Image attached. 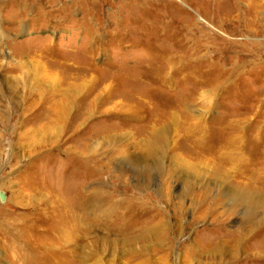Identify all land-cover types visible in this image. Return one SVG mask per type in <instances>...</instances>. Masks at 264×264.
I'll return each mask as SVG.
<instances>
[{
    "label": "rangeland",
    "instance_id": "1",
    "mask_svg": "<svg viewBox=\"0 0 264 264\" xmlns=\"http://www.w3.org/2000/svg\"><path fill=\"white\" fill-rule=\"evenodd\" d=\"M0 191V264H264V0H0Z\"/></svg>",
    "mask_w": 264,
    "mask_h": 264
},
{
    "label": "water",
    "instance_id": "2",
    "mask_svg": "<svg viewBox=\"0 0 264 264\" xmlns=\"http://www.w3.org/2000/svg\"><path fill=\"white\" fill-rule=\"evenodd\" d=\"M5 199H6V195H5V193L2 192V191H0V202L5 201Z\"/></svg>",
    "mask_w": 264,
    "mask_h": 264
},
{
    "label": "bare ground",
    "instance_id": "3",
    "mask_svg": "<svg viewBox=\"0 0 264 264\" xmlns=\"http://www.w3.org/2000/svg\"><path fill=\"white\" fill-rule=\"evenodd\" d=\"M4 81V80H3ZM2 83H4V82H2ZM5 84V83H4ZM6 86V85H5ZM8 87H10V86H8ZM13 89V88H12ZM15 91V90H14ZM11 92H13V91H11ZM10 92V93H11ZM15 93V92H14ZM53 114H55V109L53 110ZM31 139V138H30ZM31 141V140H30ZM76 224V223H75ZM72 225V224H71ZM71 225H70V227H71ZM74 228V227H73ZM72 229V228H71ZM71 231V230H70ZM58 240H60V239H58Z\"/></svg>",
    "mask_w": 264,
    "mask_h": 264
}]
</instances>
